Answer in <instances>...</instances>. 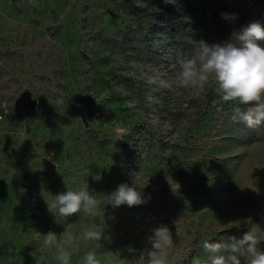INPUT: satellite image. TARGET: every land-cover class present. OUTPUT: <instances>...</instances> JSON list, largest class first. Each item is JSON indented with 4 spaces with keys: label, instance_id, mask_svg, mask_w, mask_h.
<instances>
[{
    "label": "rangeland",
    "instance_id": "rangeland-1",
    "mask_svg": "<svg viewBox=\"0 0 264 264\" xmlns=\"http://www.w3.org/2000/svg\"><path fill=\"white\" fill-rule=\"evenodd\" d=\"M254 21L264 24V0H0V264H57L42 235L82 237L93 222L103 239H79L71 264L89 251L148 264L162 225L169 264L205 256L203 241L264 231V124L234 123L246 106L220 101L213 83L197 94L149 82L174 77L195 42ZM134 182L150 197L140 206L94 218L48 208L67 189L103 200Z\"/></svg>",
    "mask_w": 264,
    "mask_h": 264
},
{
    "label": "clouds",
    "instance_id": "clouds-1",
    "mask_svg": "<svg viewBox=\"0 0 264 264\" xmlns=\"http://www.w3.org/2000/svg\"><path fill=\"white\" fill-rule=\"evenodd\" d=\"M165 2L175 4V0ZM220 16L230 22L238 19L235 13H220ZM149 82L158 83L163 88L175 86L191 89L197 94L213 83L220 101L246 106L243 111L239 107L234 108V123H243L249 128L264 124V24L251 22L220 43L210 44L204 40L195 42L192 54L180 62L179 71L174 77L168 80L150 78ZM142 189L135 182L133 186L121 183L101 200L99 194L86 186L58 193L53 196L52 203L47 204L50 212L62 217L83 212L94 218L108 205L116 208L147 203L150 197H145ZM104 232L105 223L93 222L82 237L67 229L59 235L49 231L42 235L43 244L48 249H54L53 256L57 264H71L72 249L79 239L98 243L103 239ZM260 233L264 231L258 233L248 229L240 239L231 237L228 242L203 241L201 246L205 256L192 257L191 264H242L237 255L242 248L251 257L246 264H264V251L258 250L264 242ZM150 240L153 250L148 254V264H169V251L174 245L170 229L163 225L158 227ZM129 251L134 249L129 248ZM82 264H101V261L94 251H89L82 257Z\"/></svg>",
    "mask_w": 264,
    "mask_h": 264
},
{
    "label": "built area",
    "instance_id": "built-area-1",
    "mask_svg": "<svg viewBox=\"0 0 264 264\" xmlns=\"http://www.w3.org/2000/svg\"><path fill=\"white\" fill-rule=\"evenodd\" d=\"M34 108H35V110H39V108H40V104H39V102H36V103L34 104Z\"/></svg>",
    "mask_w": 264,
    "mask_h": 264
},
{
    "label": "water",
    "instance_id": "water-1",
    "mask_svg": "<svg viewBox=\"0 0 264 264\" xmlns=\"http://www.w3.org/2000/svg\"><path fill=\"white\" fill-rule=\"evenodd\" d=\"M83 119L86 121L85 115H83Z\"/></svg>",
    "mask_w": 264,
    "mask_h": 264
}]
</instances>
